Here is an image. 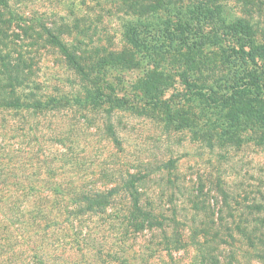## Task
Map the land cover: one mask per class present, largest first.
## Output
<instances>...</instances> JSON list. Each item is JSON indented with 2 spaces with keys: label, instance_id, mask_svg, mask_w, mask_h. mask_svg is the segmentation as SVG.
Returning <instances> with one entry per match:
<instances>
[{
  "label": "trees",
  "instance_id": "16d2710c",
  "mask_svg": "<svg viewBox=\"0 0 264 264\" xmlns=\"http://www.w3.org/2000/svg\"><path fill=\"white\" fill-rule=\"evenodd\" d=\"M10 2L0 0V117L9 112L15 116L23 113L44 115L69 109L75 115L79 114L83 119L82 125L86 126L87 114L91 111L107 115L120 112L126 98L117 97L111 85L95 76L93 70L99 74V67L109 63H112L110 66L136 65L135 54L151 63V56L158 50L179 52L202 45L200 40L204 35L198 38V24L216 20L235 40L234 47L221 48L220 58L227 72L210 84H197L182 76L183 96L188 101L198 102L202 111L216 117L212 120L207 116V119L211 130H220L219 140L237 143L239 135L249 131L253 134L254 143L264 145V35H261L263 40L258 42L257 23L241 18L227 21L219 5L211 9L199 4V7L182 10L176 5L177 0H154L151 4L150 0H106L111 4L114 15L118 14L121 35L120 51L107 52L101 39L92 37L103 36L104 32L100 33L99 24L91 15L70 11L68 16L55 18L48 25L41 19L26 20L17 15L12 11ZM160 10L165 12V18L159 14ZM100 16L97 15V20ZM14 25L19 31L17 34L11 30ZM261 30L264 33V28ZM21 33L31 40L32 46L55 48L66 68L78 76L75 94L38 96L28 88L33 73V58L15 42ZM188 36H191L190 42ZM8 38L14 40L7 41ZM204 39L212 41V44L221 41L216 35L212 39ZM194 62L193 58L187 63L192 65ZM154 70L143 81V86L134 89L140 88L152 107L161 106L167 111L164 127H168L170 109L161 96L172 79L163 70ZM227 74L229 76L225 77ZM105 90L109 91L108 94ZM0 123L4 124L3 118ZM184 124L172 121L171 126L178 129ZM99 129L94 127L97 132ZM107 132L118 146L120 141L110 127ZM58 135L61 138L62 134ZM206 139L212 145L211 136ZM58 142L62 143L61 140ZM61 145L64 146V142ZM66 157L59 153L57 161L61 163L58 169L63 171L68 164L69 169L78 175L82 162ZM174 166V161L169 160L155 170L146 166L142 173L122 174L113 169H100L92 174L96 177L93 182L54 180L42 188L30 186L28 192L15 189V198H11L13 195L5 197L0 189V213L7 215L5 226L0 227V264H16L24 250L30 257L25 260L26 264H56L58 260V264H130L132 262L126 254L134 244L130 245L129 240L143 231L160 232L159 243L149 253H164L168 261L162 264H176L173 255L187 246L182 230L184 224L177 220L175 212L168 215L161 210L160 202L142 204V190L151 175L164 170L172 171ZM176 175L168 176L166 182L172 185V181H177ZM5 178L0 168V185ZM8 186V190L13 187L12 184ZM176 188L180 189L178 185ZM40 190L48 193L40 195ZM252 207L260 210L258 205ZM204 209V206H199L198 212ZM193 220L195 257L189 264H242L236 257L237 248L225 241L218 230L211 231L207 222L204 227L199 226V214H195ZM94 222H101L102 227ZM107 230L114 234L106 235ZM226 230L225 236L233 240L230 229ZM240 236L248 242L249 250L242 254L247 255L249 262H264V231L251 226L244 232L240 231ZM109 239L114 241L113 244H109ZM221 245L229 247L223 259L220 256ZM72 251L76 255L72 256Z\"/></svg>",
  "mask_w": 264,
  "mask_h": 264
},
{
  "label": "rangeland",
  "instance_id": "374dc122",
  "mask_svg": "<svg viewBox=\"0 0 264 264\" xmlns=\"http://www.w3.org/2000/svg\"><path fill=\"white\" fill-rule=\"evenodd\" d=\"M152 2L154 0H150V4ZM10 5L13 12L26 20L37 18L48 25L55 18L68 16L70 11L91 15L98 22L100 33L104 32L103 36L92 37L101 39L107 52L120 51L118 14L114 15L111 4L106 0H11ZM176 5L181 6L182 10L198 5L215 9L219 5L227 21L241 18L257 23V41L263 40L264 0H177ZM159 14L163 18L166 16L163 10ZM97 15H101L99 20ZM11 30L16 34L19 32L16 25ZM11 30L8 29L9 35ZM196 30L198 38L204 35L200 40L202 45L179 52L158 50L149 58L151 63L135 54L136 65L110 66L112 63H109L99 67V74L93 70L95 76L111 85L117 97L123 96L126 101L122 110L113 115L91 111L87 114L90 122L85 123L87 127L82 125L80 115H75L69 109L44 115L23 113L15 116L9 112L0 117L4 119V124L0 123V168L6 177L0 189L4 191V196L13 195L11 198H15V189L28 192L30 186L42 188L44 184L60 179L93 182L96 179L93 175L100 169H113L122 174L142 173L146 166L155 170L157 166L172 160L175 165L172 171L164 170L148 179L142 190V204L160 202L161 210L168 215L175 212L177 220L184 224L182 230L187 246L173 255L175 263L189 264L195 257L193 216L199 214V226L204 227L207 222L211 231L218 230L225 241L237 248L236 257L242 264H264L258 260L249 262L247 255L242 254L249 247L247 240L240 236V231L244 232L251 226L264 231V145L254 143L253 134L249 131L241 133L237 143L219 140L220 130H211V126H208L207 116L212 120L215 116L202 111L198 102L185 99L180 82L182 76L197 84H210L216 77L222 78L227 71L221 62V48L234 47L235 40L226 34L216 20L202 22ZM214 35L221 39L219 44L205 41L204 38L212 39ZM10 38L7 41L14 40ZM190 38L188 36L189 42ZM15 42L33 58V73L28 88L35 94L57 96L77 92L78 76L66 68L55 48L32 46L31 40L22 33ZM189 42L186 44L190 45ZM193 58L195 62L189 65L187 62ZM154 69L163 70L172 79L161 96L170 109L168 127H164L167 111L161 106L152 107L140 88L134 89L143 86V81ZM108 92L105 90L106 94ZM172 121L185 124L177 129L171 126ZM94 127H100L99 131ZM109 127L120 141L118 146L107 132ZM59 133L62 134L61 138ZM207 136H211L212 145L206 142ZM59 140L65 145H61ZM59 153L65 154L67 159L76 158L82 162L78 175L69 169L68 164L63 171L58 169L61 163L57 161ZM175 175L177 181H172V185L166 182L168 176ZM8 184L14 188L8 190ZM177 185L180 189L176 188ZM40 193L48 192L40 190ZM254 205L260 206V210H255ZM199 206L205 209L198 212ZM6 219L7 215L0 213V227L5 226ZM213 221L214 224H211ZM94 223L102 227L101 222ZM226 229H230L233 240L225 236ZM113 234V231H106L108 236ZM160 237L158 231H143L133 236L129 244H134V247L126 254L132 262L130 264H162L168 261L164 253H149L159 243ZM108 242L113 244L114 241L109 239ZM221 248L220 256L223 259L229 247L221 245ZM71 255H76V252L72 251ZM28 258V252L24 250L16 264H26ZM124 258L128 261V258Z\"/></svg>",
  "mask_w": 264,
  "mask_h": 264
}]
</instances>
